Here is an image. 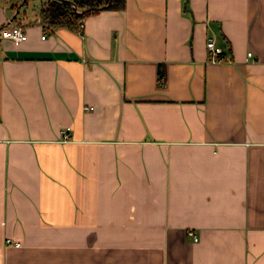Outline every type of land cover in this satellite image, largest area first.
I'll use <instances>...</instances> for the list:
<instances>
[{
    "label": "crops",
    "instance_id": "obj_1",
    "mask_svg": "<svg viewBox=\"0 0 264 264\" xmlns=\"http://www.w3.org/2000/svg\"><path fill=\"white\" fill-rule=\"evenodd\" d=\"M43 2L0 0V264H264V0Z\"/></svg>",
    "mask_w": 264,
    "mask_h": 264
},
{
    "label": "trees",
    "instance_id": "obj_2",
    "mask_svg": "<svg viewBox=\"0 0 264 264\" xmlns=\"http://www.w3.org/2000/svg\"><path fill=\"white\" fill-rule=\"evenodd\" d=\"M126 7V0H44L40 18L46 27H66L82 31L86 16L102 9L121 11ZM159 81L165 84V71H160Z\"/></svg>",
    "mask_w": 264,
    "mask_h": 264
},
{
    "label": "built area",
    "instance_id": "obj_3",
    "mask_svg": "<svg viewBox=\"0 0 264 264\" xmlns=\"http://www.w3.org/2000/svg\"><path fill=\"white\" fill-rule=\"evenodd\" d=\"M1 36L4 38H9V39H11L17 43L24 42L28 38L26 31L18 25L12 26V27L7 28V29H3L1 31ZM43 38H45V36H43ZM207 47L212 52V55L214 57H218V56L220 57L223 54V51L220 48L216 47L214 40H209L207 42ZM249 55L251 56L252 53H249ZM220 59H222V58L220 57ZM85 109L90 110L91 108L86 107ZM62 134L64 136V139H68L69 135L67 134L66 130L62 131ZM194 237H195V240H197L196 236H194ZM6 243L8 245H15V246L21 245L20 242L15 241L11 238H7Z\"/></svg>",
    "mask_w": 264,
    "mask_h": 264
}]
</instances>
